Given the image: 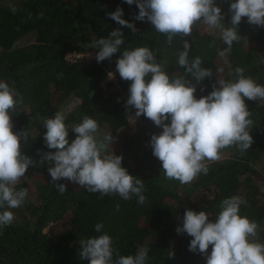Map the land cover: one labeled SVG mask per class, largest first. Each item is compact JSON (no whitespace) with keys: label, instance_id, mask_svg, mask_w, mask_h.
Returning a JSON list of instances; mask_svg holds the SVG:
<instances>
[{"label":"trees","instance_id":"16d2710c","mask_svg":"<svg viewBox=\"0 0 264 264\" xmlns=\"http://www.w3.org/2000/svg\"><path fill=\"white\" fill-rule=\"evenodd\" d=\"M215 2L222 10L223 23L230 25L232 0ZM117 7L123 9L122 18L135 25V32L108 15ZM138 12L135 2L129 5L125 0L0 1V81L14 86L23 98L12 114V130H29L26 140L21 137V152L36 161L16 186L17 190L28 189L24 203L12 209V224L0 228V264H90L79 256V240L104 232L112 237L114 259L117 254L134 255L144 246L149 249L146 264H206V256L189 250L192 237L176 229L187 209L204 210L214 220L220 202L233 195L247 201L241 205L240 215L258 223V237L264 242L260 190L264 181V104L245 100L253 121V143L248 150H222L221 159L209 163L208 174H201L190 184L165 179L162 163L150 145L151 136L163 129L143 114L138 117L140 125L132 126L130 119L136 109L126 104L131 81L121 79L115 71L116 61L125 49L147 46L170 78L183 75L184 69L177 65L183 39L176 36L171 45L167 44V37L156 32L150 22L135 19ZM116 28L123 31L124 43L111 59L70 60L72 53H97L99 49L92 44ZM237 31L241 38L233 43L228 63L218 56V49L226 47L220 34L209 33L200 25L187 37L189 59L201 57L202 67L214 74L200 82L190 74L186 76L195 86L197 98L210 93L214 84L219 87L218 77L235 79L236 67L244 68L246 76L264 85V26L251 24L244 17ZM26 35H32L33 40L20 45L19 40ZM108 72L115 74V82H106L112 90L104 91ZM69 104L66 125L80 123L87 115L98 122L101 136L112 133L117 137L113 151L123 157L122 167L144 181L143 205L135 196L128 200L119 195L101 196L68 180L60 181L67 186L61 194L50 183L48 167L53 162L40 161L43 153L55 149L47 148L44 142L47 129L42 119L53 117ZM75 135L69 128V142ZM100 222L104 228L97 233L95 225ZM211 249L209 245V254ZM169 250L174 256H167Z\"/></svg>","mask_w":264,"mask_h":264},{"label":"clouds","instance_id":"9594fccd","mask_svg":"<svg viewBox=\"0 0 264 264\" xmlns=\"http://www.w3.org/2000/svg\"><path fill=\"white\" fill-rule=\"evenodd\" d=\"M125 2L129 5L135 2L139 9L135 19L150 22L156 32L167 37V44L171 45L176 36L183 39V51L177 59V65L184 69L183 75L170 78L165 66L147 46L123 50L115 71L121 79L131 81L126 104L136 109L135 117L143 114L163 129L160 134L151 136L150 145L153 155L162 163L164 178L177 180L182 185L190 184L201 174H208L209 163L220 160L222 150L235 147L243 153L251 147L253 121L245 100L264 104V85L246 76L244 68L236 67L235 79L218 77L219 87L214 84L210 93L197 98L194 95L196 88L186 76L190 74L200 82L214 74L211 69L202 67L201 57L189 59L191 44L187 37L200 25L206 30H218L226 45L222 50L218 49V56L228 63L233 43L241 38L237 28L242 18L264 26V0H232L230 25L223 23L222 10L215 0ZM108 15L132 32L137 30L133 23L122 18V8L117 7ZM123 43L124 33L116 28L91 47L99 49L96 60L101 62L111 59ZM114 75L109 72V79ZM22 103L23 98L14 86L0 81V209H3L0 211V228L12 224L15 219L12 209L24 203L28 189L17 190L16 186L26 177L29 166L36 163L21 152V137L26 140L29 130H12V114ZM169 120L170 123H166ZM42 121L47 129L44 142L47 148L55 151L43 153L40 162H53L48 167L50 183L59 193L67 191L66 184L60 181L68 180L101 196L119 195L125 200L135 196L140 205L145 203L144 181L122 167L123 157L116 155L112 148V133L101 136L94 118L85 115L80 123L69 126L65 123V114L57 111L53 117ZM69 128L76 134L71 142ZM246 203L238 195L223 199L214 220H210L204 210L187 209L183 223L176 231L192 237L189 250L206 256V264H264V242L258 237L259 225L240 215V207ZM116 207L119 210V205ZM103 228L102 222L95 225L97 233ZM79 243L80 258L89 260L90 264H146L148 260L149 249L144 246L134 255L117 254L114 259L113 240L106 232L82 238ZM209 245L212 246L210 254ZM167 256H174V252L169 250Z\"/></svg>","mask_w":264,"mask_h":264},{"label":"rangeland","instance_id":"374dc122","mask_svg":"<svg viewBox=\"0 0 264 264\" xmlns=\"http://www.w3.org/2000/svg\"><path fill=\"white\" fill-rule=\"evenodd\" d=\"M0 1H1V2H4V3H9V0H0ZM204 28H205V26H204ZM205 30H206V28H205ZM206 31L209 32V33L219 34L218 30H215V29H212V30H206ZM32 40H33V36H32V35H26V36L22 37V38L19 40V44H20V45L27 44V43L31 42ZM94 51H95V50H94ZM94 51H91V52L88 51L87 56L84 57L82 60L85 61V60L94 59V58L96 57ZM108 73H109V72H108ZM106 82H113V83H114V82H115V79H114V78H113V79H109L108 74H107V77H106L105 80L103 81V89H104V91H110V90H112V85L109 86ZM70 108H71V106H70V104H69V105H66V106H64V107H61V109H60L59 111H62L64 114H66L67 111L70 110ZM130 123L132 124V126H136V127H138V126L140 125V120L138 119V117L133 116V117L130 119ZM103 134H104V133H103ZM116 138H117V137L114 136V141H113L112 148L115 147V144H116ZM23 180H25V178H24ZM23 180H22V181H23ZM33 180H34V178H31V179L28 181L27 185H28L29 188L32 187V185H33V184H32V183H33ZM30 190H31V189H30ZM260 190L263 192V196H262L261 198H262V200L264 201V181L261 182Z\"/></svg>","mask_w":264,"mask_h":264},{"label":"built area","instance_id":"2783aa9c","mask_svg":"<svg viewBox=\"0 0 264 264\" xmlns=\"http://www.w3.org/2000/svg\"><path fill=\"white\" fill-rule=\"evenodd\" d=\"M91 51H94V50H89V52H91ZM94 52H95V55H96V51H94ZM87 54H88V51L85 52V53H72V54H69L68 56H69L70 60L74 61L77 58H84V57H86ZM94 59H96V57Z\"/></svg>","mask_w":264,"mask_h":264}]
</instances>
